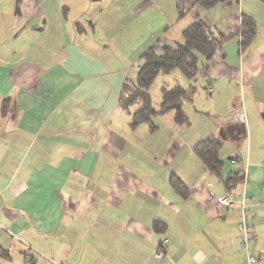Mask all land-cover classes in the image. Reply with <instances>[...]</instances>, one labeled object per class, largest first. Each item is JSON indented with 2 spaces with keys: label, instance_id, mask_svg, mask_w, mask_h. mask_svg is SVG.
Masks as SVG:
<instances>
[{
  "label": "crops",
  "instance_id": "1",
  "mask_svg": "<svg viewBox=\"0 0 264 264\" xmlns=\"http://www.w3.org/2000/svg\"><path fill=\"white\" fill-rule=\"evenodd\" d=\"M71 1L0 0V264H246L220 197L243 199L264 264V2ZM241 15L257 26L249 46L227 39L180 86L190 101L131 128L119 96L144 52L181 43L195 16L227 37ZM207 139L221 143L219 175L194 151Z\"/></svg>",
  "mask_w": 264,
  "mask_h": 264
},
{
  "label": "trees",
  "instance_id": "2",
  "mask_svg": "<svg viewBox=\"0 0 264 264\" xmlns=\"http://www.w3.org/2000/svg\"><path fill=\"white\" fill-rule=\"evenodd\" d=\"M261 1L264 2V0ZM237 3L238 0H197L194 6L211 9L217 5L232 7ZM189 11H184L178 7V18ZM256 30L255 22L250 17L241 15L240 27L237 31L227 37L215 36L213 28L204 19L195 16L193 23L182 31L181 43H159L148 48L139 59L136 74L125 80L119 96V106L131 116V128L135 129L141 124H148L151 129H154L152 120L155 116L165 114L179 107L183 102L190 101L193 89L186 90L178 85L172 88L162 87L161 102L158 109H155L151 104L148 91L158 75L169 74L173 70H178L188 81L195 82L197 76L208 69L214 55L227 39L239 38L241 47L246 48L255 36ZM157 50H160L159 54ZM131 107L136 108L134 112H130ZM220 149L221 143L217 139H207L194 149L207 169L216 175H219L223 168V163L219 160ZM243 177V171L228 173L224 179L227 190H232L240 184L244 179ZM173 184L177 190H180L179 182H173ZM245 207V222L251 225V232L254 237L248 242L246 248L241 246L240 237V246L247 256L250 254V244L256 241V235L252 222L247 219L248 209L246 205ZM239 217L238 224L242 221L241 214ZM154 229L156 231L162 230L158 223L154 224ZM250 255L255 258L257 264H262L257 256Z\"/></svg>",
  "mask_w": 264,
  "mask_h": 264
},
{
  "label": "rangeland",
  "instance_id": "3",
  "mask_svg": "<svg viewBox=\"0 0 264 264\" xmlns=\"http://www.w3.org/2000/svg\"><path fill=\"white\" fill-rule=\"evenodd\" d=\"M59 1L62 3H68L71 0H59ZM71 2H73V1H71ZM65 6H66V4H65ZM67 9H68V7L65 8V19H67L69 21L70 19L73 18V16L75 15V12H72L71 10H67ZM153 12H155V10H153ZM153 12L149 10L146 13V18H147V20H149V22H152V21L154 22ZM76 14H77V12H76ZM179 39L180 38H178V40ZM158 52H160V50ZM29 56L32 57V54H29ZM105 61L107 63H109V66L112 68L113 71H116L118 69L117 65L115 63H112L110 61V59H105ZM137 66H138V64L133 67V75H131V76H134L136 74ZM187 83H188V80L178 70H173L169 74L158 75V77L155 79V81L150 86L149 91H148L152 106L154 108H158L159 103H160V99H161V91L160 90L162 89V87L171 88V87H174L176 85L183 87ZM34 257L37 258L38 262H40V263L43 262V261H41V260H43V257H38V256L37 257L34 256ZM43 264H47V263H43Z\"/></svg>",
  "mask_w": 264,
  "mask_h": 264
},
{
  "label": "built area",
  "instance_id": "4",
  "mask_svg": "<svg viewBox=\"0 0 264 264\" xmlns=\"http://www.w3.org/2000/svg\"><path fill=\"white\" fill-rule=\"evenodd\" d=\"M216 205L225 208H236L237 212L241 214L242 221L238 224V229L240 232L241 237V246L247 247L248 242L253 240V234L251 232V225L245 222L244 214L246 211L245 203L242 201L237 203L235 200L228 198V197H220L216 200ZM167 245V241L164 240L160 243L157 247L156 253L154 254L153 258L155 261H159L164 257L165 248ZM246 264H257L255 258L250 254L246 256Z\"/></svg>",
  "mask_w": 264,
  "mask_h": 264
}]
</instances>
